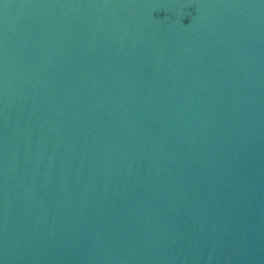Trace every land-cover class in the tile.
Wrapping results in <instances>:
<instances>
[{"label":"water","instance_id":"1","mask_svg":"<svg viewBox=\"0 0 264 264\" xmlns=\"http://www.w3.org/2000/svg\"><path fill=\"white\" fill-rule=\"evenodd\" d=\"M0 264H264V0H0Z\"/></svg>","mask_w":264,"mask_h":264}]
</instances>
